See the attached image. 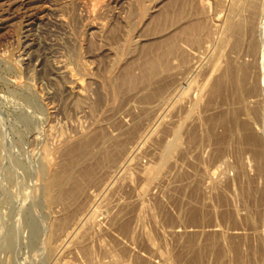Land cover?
<instances>
[{
  "label": "rangeland",
  "instance_id": "374dc122",
  "mask_svg": "<svg viewBox=\"0 0 264 264\" xmlns=\"http://www.w3.org/2000/svg\"><path fill=\"white\" fill-rule=\"evenodd\" d=\"M34 1L0 0V264H66V262L67 264H238L236 258L239 259V255L241 256V264H261L260 260L264 256V248L260 246V239L264 237V162L261 163L260 168L255 154H259L261 159L263 158L261 161H264V0H258L260 3H258L257 0H254L256 2L251 0V2H253L252 5L251 3L248 4V0H245L246 2L244 0H234L236 5L231 4V0H93L95 4L101 1L100 4H98L100 7L96 5L95 7H97V9L94 7L92 16H87L86 19L84 18L86 10L80 3L84 0H77V2L76 0ZM256 3L259 5L257 6ZM80 5L82 8L79 7ZM141 5L142 7H140ZM253 7H256V10ZM230 13H232L231 16L233 13L235 15L231 18ZM57 14L60 17L65 15L64 17L62 16L64 20L62 26L53 24L55 18L53 19L52 17H56ZM70 18L72 21L69 20ZM233 18L240 20H238L240 29L237 26L238 31L235 35L228 30L229 27L227 26V21ZM236 20L233 21L235 22ZM251 22L253 24H251ZM43 23H45L44 26L42 25ZM222 26L223 29H221ZM239 30H241V33ZM179 33L182 35L180 36ZM126 40L128 41L125 42ZM198 41L201 44H198ZM68 43L70 46L65 45ZM222 43L225 44L223 45ZM181 44L183 46H181ZM200 45H203V47ZM71 46L76 48L74 49L76 54H74V52L68 53L73 49ZM252 46L257 50L252 48ZM66 47H68L69 50ZM199 48L200 50H198ZM181 50H184V52ZM118 52L121 53L119 54ZM64 53L68 54L65 55ZM221 53L223 55H221ZM158 54H160V57ZM151 55L153 58H151ZM216 55L220 62L218 61V66L216 69L214 68V70L212 60H218L215 57ZM147 58L149 59L147 60ZM57 59H63L70 64V67L73 65L72 67H75V69L73 68L74 71L78 68L80 69H78L79 73L77 71H75V73L77 72L76 75L78 74V77L82 75L80 83L82 82L84 87H82L83 85L81 83L80 89L83 90L84 88L83 91H85L86 94L84 95L85 92L81 91V93H83L81 96H87V101L84 100L86 98L77 96L79 94L76 95L75 92L74 95L83 100H79V103V98L76 99V96L74 97V95H71L73 92L68 89L67 84H69V79L66 80L68 77H65V75L62 76V74L60 75L59 71L56 70L58 63ZM153 59L156 65L154 61H152ZM147 61L151 62L147 63ZM77 64L79 66H77ZM231 64L233 66H243L245 70V76L242 77L241 87L237 90L238 92L234 89V83L230 81L231 79L228 76L230 75V71L228 72L227 68ZM189 65H192V67ZM185 67H188V70ZM81 68L86 74L84 72V74L82 72V74L80 73ZM210 68H212L213 71H210ZM144 71H148L144 74L146 75V79H148L147 83H145L146 79L145 82L141 79L144 78V75H141ZM128 72L129 76H132L131 79L128 75L127 77L129 78H122L125 77V73ZM222 74L224 75L222 76ZM119 76H121V78H119ZM164 77L165 80H163ZM171 77L175 79L172 80ZM205 78L209 80L206 81V83L208 82V86L205 85ZM224 78H226V80ZM111 79L113 81L117 80L113 82ZM125 79H127L128 82L125 81ZM118 81L119 83L125 81L128 85L124 84L123 86L125 87H123V83H120V85L116 83ZM192 81L195 83L193 84ZM109 82L111 84H109ZM150 82H153V85ZM115 83L116 86H114ZM200 83L203 86V88H201L203 91L199 87L201 86ZM129 84L132 87H129ZM158 85H160V87ZM191 85L192 88H190ZM106 87L107 89H105ZM115 87L119 88V90ZM120 87L123 90L120 89ZM242 87H245L244 89L246 91L242 89ZM102 88H104L105 93H102L104 92ZM163 88L164 90L167 88L165 92ZM198 89L202 91H199L202 93L201 99L197 98L200 96V93L197 92ZM209 89L211 91H209ZM107 90L110 92H106ZM116 91L117 94L115 93ZM96 93L98 95L102 94V96L99 95L98 97ZM107 94L110 95L107 96ZM166 94L170 99H168L169 97ZM194 97L199 99V103L195 100L198 104L196 108L195 106L197 104L195 103L193 106L191 103V101L194 103ZM94 98L95 100L97 98L103 100L101 101L99 99L100 103H98L99 100L95 101ZM133 99L136 100L134 101ZM163 99H165L166 102ZM91 101L93 103L97 102V104L94 103L93 105H98L97 109L100 112L96 109H92L93 106ZM142 101L146 104L143 105ZM74 102L79 103L80 106L74 104ZM81 102H83V104H81ZM89 103L91 104L90 107ZM84 104H88V106ZM227 105L230 108H228ZM145 106L148 107L145 108ZM158 106L162 107V110ZM191 106H193L191 109L195 108L192 110V114H190L191 111H188ZM233 111H236V113ZM200 113L201 115H199ZM180 116L181 119H184V116H190L188 118L191 121L194 120L191 122L187 118V121L184 119V122H186L183 123V120L181 121L179 118ZM223 116H225V118H222ZM135 117L140 121H137ZM207 118L212 121L219 120L220 122L211 121V123L208 124L210 121H208ZM131 122L135 125L131 124ZM139 122L141 124H139ZM178 122H180V129ZM236 122L238 125H236ZM122 123L124 126L126 125V127H124ZM52 124H54L55 128ZM102 125H104V128ZM213 125L215 128H212ZM234 125L237 127H234ZM134 126L135 129L139 131L132 128ZM173 127L178 130L182 129L181 132L177 131V134L179 133V138L181 137V142H179V138H177L179 146L177 145V150L176 148L174 150L179 153L173 151L175 155H173L172 152V157L169 156L170 158H167L168 162L166 159L167 163H165V161L161 159L162 154L160 155L159 151H163L164 147L161 146L162 143L168 144L174 138L172 135L176 130L171 129ZM229 127L234 128L231 129ZM239 127L241 130L235 132V128L237 130ZM95 128L98 129L95 130ZM124 130L127 131L125 132ZM232 130H234V134H232ZM95 131H100V133ZM162 131L164 133H161ZM131 132L134 133L132 134ZM229 132L231 134H229ZM113 133L115 136H118H116L117 139L113 136ZM123 133L125 134L123 135ZM85 134L88 136L90 135L93 139ZM98 134V137L95 136ZM100 134L103 135L102 137H105L103 138L105 141L101 140L102 137ZM180 134L182 136H180ZM84 135L88 141H91L89 144V151H93V153H91L89 157L92 158L93 155L94 157L97 155L95 157L96 159L93 157L92 160L94 159L93 162H96L98 166L101 164V167L98 168L93 162L91 163L93 166H91L90 162L92 160L87 157L86 160L89 158V162L85 160V163H88V166L90 165L93 171L91 174L93 178H90L91 180H86V182H80H85L81 184H84L83 186L85 189L83 186L79 188L81 190L71 187V183H73L72 180H74L76 176L73 178L71 174H68V176L73 178L69 179L67 176V182L69 181L68 183L71 184L69 185V187H71L70 190L73 188L80 193L75 192L74 194V190H72L71 195L73 197L71 196L69 200H64L66 201L64 203L66 204L65 206L63 205L64 201L62 204L60 203L61 200H55L57 202L52 201L53 203H49V201L45 200L47 197V192L44 190L46 181H48L55 171V167L57 169L61 168L62 156H59L63 151L67 150L65 146H67V148L76 146V144L84 141ZM107 135L110 137L108 138ZM92 136H94L95 139L100 137L99 141L97 140L98 143L95 144L98 148L100 145L106 144L105 147L102 146L105 151L116 144L118 140L120 141H118L120 145L124 141L126 142L127 139L128 142H124L125 144L122 145L124 149L120 147V145H118L120 149L119 147L117 149L116 146L118 143L114 145L117 150L114 149V147L112 148L113 150L109 148L113 154L114 151H117V153L115 152V155L112 154L114 158L109 154L111 158L107 161L109 158L107 157L108 154L104 151V155H102L103 150L101 147L98 149L102 150H100V152L97 151V146L94 148V141L96 140H94ZM252 136L255 138L254 140L251 138ZM69 139L74 145L73 143H68ZM109 140L112 141L110 143L113 144L108 147L110 144ZM114 140L115 142H113ZM129 140H131L132 144ZM149 140L152 144H150ZM136 141L138 142L137 145H135ZM128 143H130V146ZM254 143L257 145L256 147ZM133 144L135 147H133ZM140 144H142V146ZM136 148L139 149L136 150ZM95 151L101 153L104 157L100 156ZM111 151H107V153H112ZM94 152L96 154H94ZM117 154L120 155V157ZM125 154H127L126 157ZM140 155L143 157H140ZM54 156H58L57 159L53 158ZM99 156L102 157L104 161L106 160L107 164L112 158L114 159H112L113 161H118H116L117 164L120 158L123 159H120L122 161H120L121 164L119 163L117 165L115 163L117 165L116 168H113L114 162H111L112 165L110 164L108 167L109 169H104L107 168L106 162L103 161L104 163L102 164L100 160L103 159H99L101 163L98 164L99 161L97 158ZM115 156H117V159H115ZM130 157L132 161L129 159ZM221 159H223V161ZM55 162L57 164H55ZM81 163L82 164L77 165L76 169L85 168L84 166H86V164L83 166L84 161ZM131 165L134 166L132 167ZM146 165L154 168V172L157 170V173L155 172L157 176H154L155 178L152 176L154 179L152 177L147 178V176H150L148 174L150 167ZM154 165L156 167H154ZM94 166H96V168H93ZM102 169L107 171L104 172ZM114 171L117 172L114 173ZM121 171H124L126 175L121 173ZM72 173L76 175V170ZM109 173H111L112 177ZM143 173L148 175H144ZM156 178H158V180H156ZM142 179L146 181L143 182ZM147 184L149 185L147 186ZM143 185L144 187H141ZM94 186H97V188ZM88 190L90 192H88ZM79 194L81 195L79 196ZM71 198H75V200ZM71 200H73L72 203ZM140 200L141 202H139ZM48 204L51 205L49 206ZM103 204L104 206H102ZM86 207L87 209H85ZM232 207L234 208L231 210ZM148 208L151 209L148 211ZM54 210L55 212H53ZM59 210L64 211L60 213ZM89 212H91L92 215L97 214L98 216L95 215V218H93L94 215L92 216ZM87 214H90L92 216H90V218H93V220L96 219V221H94L99 224L97 225L96 223V226L95 222H92V219L89 220V218H87L89 216ZM134 215L137 216L134 217ZM56 216H58V218ZM77 220L80 222H77ZM85 220L87 222L90 221V225L89 223L87 225L83 224L84 222L86 223ZM118 220L121 221L118 223ZM60 222H62V224ZM114 224L115 226H113ZM51 225H53V227ZM54 225L55 228L58 227V230L54 228ZM79 225L81 226L80 228ZM113 228L116 230H112ZM50 231H53V233ZM126 232L129 233L127 234ZM50 233L54 235L52 236ZM81 233H83V235ZM130 233L131 235H129ZM48 234L50 236H48ZM74 235L76 236L74 237ZM111 235H113L114 238ZM54 236L56 237L54 238ZM233 236H235V240ZM223 237L225 238L223 239ZM70 238H72L73 241ZM61 240L64 242L62 243ZM69 240H71V242H69ZM128 240L130 241L128 242ZM233 240L237 242L235 246L233 244L236 242ZM49 241L51 243H49ZM236 245L239 247L240 251L237 256H235L234 252ZM80 249L83 251L81 252ZM103 249H105V251ZM89 254L93 257H90ZM94 261L97 262L95 263Z\"/></svg>",
  "mask_w": 264,
  "mask_h": 264
},
{
  "label": "bare ground",
  "instance_id": "6f19581e",
  "mask_svg": "<svg viewBox=\"0 0 264 264\" xmlns=\"http://www.w3.org/2000/svg\"><path fill=\"white\" fill-rule=\"evenodd\" d=\"M33 1H34V0H33ZM60 1H61V0H60ZM74 1H75V0H74ZM134 1H135V0H134ZM137 1H138V0H137ZM140 1H143V0H140ZM232 1H234V0H231V4H235V1H234V2H232ZM244 1H245V0H244ZM246 1H247V0H246ZM246 1H245V2H246ZM249 1H250V2H249ZM257 1H258V0H257ZM34 2H35V1H34ZM69 2H71V1H69ZM76 2H77V0H76ZM94 2H95V1H93V0H84L83 2H80V3L84 6V9L86 10V12L83 11V12L86 13V14L83 13V14L85 15V17H84L85 19H86L87 16H90V17L92 16V12H93V10H94V7H95L96 5L99 6L98 4H100L101 1L98 2V3L96 2V4H95ZM222 2H223V1H222ZM247 2H248V4L251 3V5H252V3H253V2H256V1L253 0V2H251V0H248ZM25 3H26V2H25ZM55 3H56V2H55ZM55 3H54V4H55ZM137 3H138V2H137ZM140 3H141V2H140ZM258 3H260V2L258 1ZM258 3H256L257 6L259 5ZM49 4H50V2H49ZM57 4H58V3H57ZM59 4H60V3H59ZM62 4H63V3H62ZM64 4H65V3H64ZM75 4H76V3H75ZM133 4H134V3H133ZM144 4H145V2H144ZM171 4H172V3H171ZM21 5H22V4H21ZM36 5H37V4H36ZM46 5H47V4H46ZM78 5H79V4H78ZM78 5H77V6H78ZM102 5H103V4H102ZM135 5H136V4H135ZM235 5H236V4H235ZM260 5H261V4H260ZM28 6H29V5H28ZM61 6H64V5H61ZM131 6H132V5H131ZM233 6H234V5H233ZM254 6H255V5H254ZM257 6H256V7H257ZM70 7H71V6H70ZM79 7H81V5H80ZM99 7H100V6H99ZM132 7H133V6H132ZM132 7H131V8H132ZM140 7H142V5H141ZM145 7H146V6H145ZM171 7H172V5H171ZM234 7H235V6H234ZM256 7H255V8H256ZM53 8H54V7H53ZM63 8H64V7H63ZM81 8H82V7H81ZM95 8L97 9V7H95ZM138 8H139V7H138ZM237 8H239V7H237ZM240 8H241V7H240ZM253 8H254V7H253ZM255 8H254V9H255ZM70 9H71V8H70ZM139 9H140V8H139ZM139 9H138V11H139ZM142 9H143V8H142ZM231 9H232V8H231ZM233 9H235V8H233ZM3 10H4V9H3ZM50 10H51V9H50ZM52 10H53V9H52ZM128 10H129V7H128ZM132 10H133V9H132ZM134 10H135V9H134ZM255 10H256V9H255ZM255 10H254V11H255ZM19 11H20V10H19ZM54 11H55V10H54ZM64 11H65V10H64ZM69 11H70V10H69ZM72 11H73V10H72ZM164 11H165V10H164ZM230 11H232V10H230ZM55 12H56V11H55ZM62 12H63V11H62ZM129 12H130V11H129ZM129 12H128V13H129ZM133 12H134V11H133ZM135 12H136V11H135ZM235 12H236V10H235ZM59 13H60V12H59ZM59 13H58V14H59ZM68 13H69V12H68ZM99 13H100V12H99ZM227 13H228V12H227ZM239 13H240V12H239ZM255 13H256V12H255ZM54 14H56V13H54ZM58 14H57L56 17H52L53 19L55 18V19L53 20V21H54L53 24H56L57 26H62V25L64 24L63 17H64L65 15H64V16L62 15L63 17H62V16L60 17V16H58ZM65 14H66V12H65ZM93 14H94V13H93ZM216 14H217V12H216ZM231 14H232V13H230V16H231ZM15 15H16V14H15ZM32 15H33V14H32ZM84 15H83V16H84ZM214 15H215V14H214ZM214 15H213V17H214ZM234 15H235V14L233 13L232 16H234ZM252 15H254V14H252ZM52 16H53V15H52ZM54 16H55V15H54ZM76 16H77V15H76ZM93 16H95V15H93ZM232 16H231V18H232ZM238 16H239V14H238ZM238 16H237V17H238ZM41 17H42V16H41ZM44 17H45V16H44ZM72 17H73V16H72ZM250 17H251V16H250ZM21 18H22V17H21ZM37 18H38V17H37ZM235 18H236V16H235ZM235 18L230 19L229 21H227L228 23L225 22V23H227V26L229 27V29H228V28H227V29H228L229 31H231V33L234 34V35H235V34L237 33V31H238L237 26H238V24H239L238 20L240 19L239 17H238V18H239L238 20H236L237 18H236V19H235ZM252 18H253V17H252ZM31 19H32V18H31ZM78 19H79V18H78ZM87 19H88V18H87ZM89 19H90V18H89ZM2 20H3V19H2ZM40 20H41V19H40ZM69 20H71V18H70ZM233 20H236V21L234 22ZM249 20H250V18H249ZM249 20H248V21H249ZM251 20H252V19H251ZM71 21H72V20H71ZM90 21H91V20H90ZM239 21H240V20H239ZM4 22H5V21H4ZM69 22H70V21H69ZM73 22H74V19H73ZM6 23H7V22H6ZM65 23H66V22H65ZM71 23H72V22H71ZM71 23H70V24H71ZM186 23H187V22H186ZM242 23H243V22H242ZM44 24H45V23H43L42 25L44 26ZM184 24H185V23H184ZM251 24H253V23L251 22ZM254 24H255V23H254ZM65 25H66V24H65ZM91 25H92V23H91ZM45 26H46V25H45ZM227 26H225V27H227ZM63 27H64V26H63ZM95 27H96V26H95ZM242 27H243V26H242ZM61 28H62V27H61ZM180 28H181V27H180ZM238 28L240 29L239 26H238ZM65 29H66V28H65ZM181 29H182V28H181ZM221 29H223V26H222ZM177 30H178V29H177ZM59 31H60V30H59ZM62 31H63V30H62ZM69 31H70V30H69ZM240 31H241V30H239V32H240ZM177 32H178V31H177ZM177 32H176V34H177ZM183 32H184V31H183ZM187 32H188V31H187ZM222 32H223V31H222ZM228 33H230V32H228ZM240 33H241V32H240ZM179 35H180V33H179ZM179 35H178V36H179ZM181 35H182V34H181ZM181 35H180V36H181ZM184 35L187 36L186 34H184ZM184 35H183V37H184ZM62 36H63V35H62ZM187 37H188V36H187ZM195 37H196V36H195ZM175 38H176V36H175ZM177 38H178V37H177ZM184 38H185V37H184ZM191 38H192V37H191ZM196 38H197V37H196ZM230 38H231V37H230ZM172 39H173V38H172ZM227 39H228V38H227ZM233 39H234V37H233ZM69 40H70V39H69ZM73 40H74V39H73ZM185 40H186V39H185ZM199 40H200V39H199ZM127 41H128V40H126L125 42H127ZM175 41H176V40H175ZM224 41H225V40H224ZM227 41H228V40H227ZM67 42H68V41H67ZM198 42H199V41H198ZM211 42H212V41H211ZM239 42H240V40H239ZM192 43H194V42H192ZM56 44H57V43H56ZM176 44H177V43H176ZM189 44H191V43H189ZM189 44H188V45H189ZM195 44H196V43H195ZM198 44H201V43L199 42ZM209 44H210V43H209ZM222 44H223V43H222ZM224 44H225V43H224ZM224 44H223V45H224ZM235 44H236V43H235ZM235 44H234V45H235ZM61 45H62V44H61ZM65 45L68 46L69 43H68V44H65ZM179 45H180V44H179ZM184 45H185V44H184ZM217 45H218V44H217ZM219 45H220V44H219ZM223 45H222V46H223ZM69 46H70V45H69ZM175 46H177V45H175ZM181 46H183V45L181 44ZM192 46H193V45H192ZM196 46H197V45H196ZM200 46H201V45H200ZM200 46H198V47H200ZM254 46H255V45H254ZM71 47H73V46H71ZM173 47H174V46H173ZM177 47H178V46H177ZM177 47H176V48H177ZM201 47H203V45H202ZM51 48H52V47H51ZM53 48H54V47H53ZM64 48H65V47H64ZM66 48H68V47H66ZM163 48H164V47H163ZM171 48H172V47H171ZM213 48H214V47H213ZM218 48H219V47H218ZM221 48H222V47H221ZM233 48H234V46H233ZM252 48H254V47L252 46ZM74 49H76V48L73 47L72 50H74ZM121 49H123V48H121ZM166 49H167V48H166ZM177 49H178V48H177ZM177 49H176V50H177ZM180 49H181V48H180ZM193 49H194V48H193ZM211 49H212V48H211ZM254 49H255V48H254ZM63 50H64V49H63ZM68 50H69V48H68ZM72 50H71V52L69 51L68 53H73V52H74V54H76V53H75V50H74V51H72ZM173 50H174V48H173ZM176 50H175V51H176ZM198 50H200V48H199ZM220 50H223V49H220ZM255 50H257V49H255ZM255 50H254V51H255ZM120 51H121V50H120ZM181 51H182V50H181ZM216 51H217V50H216ZM218 51H219V49H218ZM252 51H253V50H252ZM56 52H57V51H56ZM154 52H155V51H154ZM160 52H161V51H160ZM182 52H184V50H183ZM193 52H194V51H193ZM196 52H197V51H196ZM200 52H201V51H200ZM200 52H199V53H200ZM210 52H211V51H210ZM60 53H62V52H60ZM68 53H67V54H68ZM118 53H119V52H118ZM120 53H121V52H120ZM120 53H119V54H120ZM152 53H153V52H152ZM186 53H187V52H186ZM208 53H209V52H208ZM219 53H220V52H219ZM64 54H65V53H64ZM67 54H65V55H67ZM74 54H73V55H74ZM160 54H161V53H160ZM160 54H158L159 57H160ZM164 54H165V51H164ZM164 54H163V55H164ZM183 54H184V53H183ZM200 54H201V53H200ZM62 55H63V54H62ZM71 55H72V54H71ZM163 55H162V56H163ZM193 55H194V54H193ZM197 55H199V54H197ZM210 55H211V54H210ZM217 55H219V54H217ZM217 55H216L215 57H216L218 60L215 59L216 61H214V59H213V60H212L213 62L211 61V62L213 63V69H214V68L216 69V67L218 66L219 58H218ZM221 55H223V54L221 53ZM221 55H219V56H221ZM74 56H75V55H74ZM151 56H152V55H151ZM156 56H157V54H156ZM156 56H155V57H156ZM164 56H166V55H164ZM61 57H62V56H61ZM64 57H65V56H64ZM66 57H67V56H66ZM143 57H144V56H143ZM143 57H142V58H143ZM148 57H149V56H148ZM186 57H187V55H186ZM191 57H192V56H191ZM195 57H196V56H195ZM195 57H194V58H195ZM199 57H200V56H199ZM201 57H202V56H201ZM209 57H211V56H209ZM22 58H23V57H22ZM144 58H145V57H144ZM151 58H153V56H152ZM157 58H158V57H157ZM161 58H163V57H161ZM165 58H166V57H165ZM167 58H168V56H167ZM68 59H69V58H68ZM148 59H149V58H147V60H148ZM190 59H191V58H190ZM195 59H197V58H195ZM220 59H221V58H220ZM229 59H230V58H229ZM57 60H58V63H57V69H56V70L59 71L60 75L62 74V76L65 75V77H68V78H66V80L69 79V82H68L69 84H67V85H68V89H69L71 92H73L71 95H74V93L76 92V93H75L76 95L79 94V95H77V96L82 97L81 95H82L83 93H81V91H82V92H85V91H83L84 88H83V90L80 89V84L82 83V82L80 83V78L82 77V75H81V77H78V76H77L78 74L76 75V73L78 72V69H79V68H78V69L76 68L77 70H75V71H77V72L75 73V71L73 70V68L75 69V67H72V66H73L72 64H71L72 66L70 67V66H69L70 64H68V63H67L66 61H64L63 59H57ZM71 60H73V59H71ZM76 60H77V59H76ZM150 60H151V59H150ZM191 60H192V59H191ZM222 60H223V58H222ZM233 60H234V59H233ZM142 61H143V60H142ZM152 61H154V59H153ZM177 61H178V60H177ZM186 61H187V60H186ZM205 61H206V59H205ZM208 61H209V60H208ZM55 62H56V61H55ZM76 62H77V61H76ZM148 62H149V61H147V63H148ZM150 62H151V61H150ZM150 62H149V63H150ZM163 62H164V61H163ZM166 62H167V61H166ZM166 62H165V63H166ZM179 62H180V61H179ZM189 62H190V61H189ZM211 62H210V64H211ZM219 62H220V61H219ZM80 63H81V61H80ZM147 63H146V64H147ZM191 63H192V62H191ZM232 63H233V62H232ZM235 63H236V62H235ZM154 64L156 65L155 61H154ZM158 64H159V63H158ZM158 64H157V65H158ZM178 64H179V63H178ZM181 64H182V63H181ZM75 65H76V64H75ZM81 65H82V64H81ZM83 65H84V64H83ZM148 65H149V64H148ZM187 65H188V64H187ZM201 65H202V64H201ZM203 65H204V64H203ZM211 65H212V64H211ZM224 65H225V64H224ZM231 65H232V64H231ZM231 65L228 66V68H227V69H228V72L230 71V73H229L230 75H228V76H229L230 79H231L230 81H231V82L233 81V83H234V85H233V84H232V85H233L235 88H234V87H233V88L237 91V90L240 89V87H241L242 77L245 76V75H244L245 70H244V67H243V66H239V65H238V66H233V65L231 66ZM234 65H236V64H234ZM77 66H79V65L77 64ZM88 66H89V65H88ZM88 66H87V67H88ZM182 66H183V65H182ZM185 66H186V65H185ZM189 66L192 67V65H189ZM189 66H188V67H189ZM221 66H222V65H221ZM225 66H226V65H225ZM81 67H83V66H81ZM85 67H86V65H85ZM148 67H149V66H148ZM159 67H160V66H159ZM188 67H187V68H188ZM190 67H189V69H190ZM219 67H220V66H219ZM88 68H89V67H88ZM149 68H150V67H149ZM185 68H186V67H185ZM187 68H186V69H187ZM203 68H204V67H203ZM85 69H86V68H85ZM210 69H211L210 71H213L212 68H210ZM215 69H214V70H215ZM222 69H223V68H222ZM79 70H80V69H79ZM86 70H87V69H86ZM147 70H148V69H147ZM163 70H164V69H163ZM163 70H162V71H163ZM182 70H183V69H182ZM187 70H188V69H187ZM187 70H186V71H187ZM54 71H55V70H54ZM167 71H168V70H167ZM204 71H205V70H204ZM224 71H225V70H224ZM81 72H82V73L84 72V70H83L82 68H81L80 73H81ZM147 72H148V71H147ZM147 72L144 71V73H142L141 75H144V74L147 73ZM172 72H173V71H172ZM59 73H58V74H59ZM78 73H79V72H78ZM82 73H81V74H82ZM84 73H85V72H84ZM84 73H83V74H84ZM151 73H152V72H151ZM151 73H150V74H151ZM211 73H212V72H211ZM85 74H86V73H85ZM87 74H88V73H87ZM123 74H124V73H123ZM123 74H122V75H123ZM169 74H170V73H169ZM196 74H197V73H196ZM226 74H227V73H226ZM56 75H57V74H56ZM79 75H80V74H79ZM125 75H126V76H125ZM125 75H123V76H125V77H122V78H129V77H130V79H131V77H132V76H129V72H128V73H125ZM127 75H128L129 77H127ZM135 75H136V74H135ZM171 75H172V74H171ZM205 75H207V74H205ZM223 75H224V74H222V76H223ZM57 76H59V75H57ZM62 76H61V77H62ZM136 76H137V75H136ZM145 76H146V75H144V78H141V79L143 80V82H145V79H146ZM148 76H151V75H148ZM166 76H167V75H166ZM177 76H180V75H177ZM183 76H184V75H183ZM225 76H226V75H225ZM225 76H224V77H225ZM228 76H227V77H228ZM65 77H62V78H65ZM138 77H139V76H138ZM151 77H152V76H151ZM206 77H207V76H206ZM227 77H226V78H227ZM59 78H60V77H59ZM119 78H121V76H119ZM149 78H150V77H149ZM161 78H162V77H161ZM178 78H179V77H178ZM197 78H199V77H197ZM208 78H209V77H208ZM208 78H207V79L205 78L206 80L204 79V81H205V85H207V83H208V82L206 83V81L208 80ZM226 78H224V79L226 80ZM55 79H56V78H55ZM81 79H82V78H81ZM132 79H134V78H132ZM150 79H151V78H150ZM152 79H153V78H152ZM171 79H172V77H171ZM173 79H175V78H173ZM173 79H172V80H173ZM186 79H187V78H186ZM209 79H210V78H209ZM224 79H223V80H224ZM243 79H244V78H243ZM64 80H65V79H64ZM86 80H87V79H86ZM111 80H112V79H111ZM111 80H110V82H111ZM116 80H117V79H116ZM116 80H115V81H116ZM123 80H124V79H123ZM142 80H141V82H142ZM147 80H148V79H146V82H145V83H147ZM157 80H158V79H157ZM160 80H161V79H160ZM163 80H165V77H164ZM191 80H192V79H191ZM193 80H194V79H193ZM202 80H203V79H202ZM83 81H84V80H83ZM112 81H113V80H112ZM115 81H113V82H115ZM125 81H127V79H125ZM125 81H121V82H120V83H123L122 86H123L124 84H127ZM129 81H130V80H129ZM136 81H137V80H136ZM189 81H190V80H189ZM194 81H195V80H194ZM208 81H209V80H208ZM219 81H220V80H219ZM84 82H85V81H84ZM91 82H92V81H91ZM110 82H109V84H111ZM127 82H128V81H127ZM137 82H138V81H137ZM159 82H160V81H159ZM163 82H164V81H163ZM175 82H177V81H175ZM192 82H193V81H192ZM210 82H211V81H210ZM116 83H118V84L120 85L119 81L116 82ZM116 83H115L114 86H116ZM129 83H131V82H129ZM150 83H151V82H150ZM152 83H153V82H152ZM152 83H151V84H152ZM165 83H166V82H165ZM170 83H171V81H170ZM170 83H169V84H170ZM194 83H195V82H193V84H194ZM201 83H202V82H201ZM201 83H200V85H201ZM212 83H213V82H212ZM229 83H230V82H229ZM87 84H88V83H87ZM97 84H98V83H97ZM141 84H142V83H141ZM141 84H140V85H141ZM156 84H157V83H156ZM161 84H163V83H161ZM82 85H83L82 87H84V84H83V83H82ZM127 85H128V84H127ZM132 85H133V84H132ZM138 85H139V84H138ZM145 85H148V84H145ZM152 85H153V84H152ZM170 85H171V84H170ZM176 85H177V84H176ZM189 85H190V84H189ZM198 85H199V84H198ZM109 86H110V85H109ZM158 86L160 87V85H158ZM179 86H180V85H179ZM186 86H188V85H186ZM203 86H204V82H203ZM203 86H202V85L199 86L200 89L203 88ZM207 86H208V85H207ZM244 86H245V83H244ZM87 87H88V85H87ZM110 87H111V86H110ZM117 87H118V85H117ZM117 87H115V88L119 90V88H117ZM123 87H125V86H123ZM129 87H132V86L129 84ZM133 87H134V86H133ZM146 87H147V86H146ZM167 87L169 88L168 85H167ZM173 87H174V86H173ZM197 87H198V86H197ZM245 87H246V86H245ZM245 87H242V89H244ZM113 88H114V87H113ZM152 88H153V87H152ZM186 88H187V87H186ZM190 88H192V85H191ZM194 88H195V87H194ZM204 88H205V87H204ZM212 88H213V87H212ZM247 88H248V87H247ZM88 89H90V88H88ZM102 89H103L102 91H104V88H102ZM105 89H107V87H106ZM111 89H112V88H111ZM120 89H122V88L120 87ZM137 89H139V88H137ZM141 89H142V88H141ZM156 89H157V88H156ZM166 89H167V88H166ZM166 89H165V90H166ZM242 89H241V91H242ZM112 90H113V89H112ZM122 90H123V89H122ZM129 90H130V88H129ZM134 90H135V88H134ZM144 90H145V88H144ZM144 90H142V91H144ZM148 90H150V89H148ZM148 90H147V91H148ZM151 90H152V89H151ZM163 90H164V88H163ZM165 90H164V92H165ZM187 90H188V89H187ZM194 90H197V89H194ZM201 90H202V89H201ZM244 90H245V89H244ZM66 91H67V90H66ZM91 91H92V90H91ZM99 91H100V90H99ZM102 91H101V92H102ZM108 91H109V90H107L106 92H108ZM120 91H121V90H120ZM157 91H159V90H157ZM190 91H191V90H190ZM199 91H200V90L198 89L197 92H199ZM202 91H203V90H202ZM202 91H200V92H202ZM209 91H211V90L209 89ZM224 91H225V90H224ZM241 91H239V92H241ZM245 91H246V90H245ZM247 91H248V89H247ZM68 92H69V91H68ZM96 92H97V91H96ZM101 92H100V93H101ZM109 92H110V91H109ZM134 92H135V91H134ZM152 92H153V91H152ZM172 92H173V90H172ZM180 92H181V91H180ZM200 92H199V93H200ZM230 92H231V91H230ZM234 92H235V91H234ZM237 92H238V91H237ZM69 93H70V92H69ZM69 93H68V94H69ZM102 93H105V91L102 92ZM113 93H114V92H113ZM115 93L117 94V91H116ZM125 93H126V91H125ZM146 93H149V92H146ZM150 93H151V91H150ZM181 93H182V92H181ZM205 93H206V92H205ZM216 93H217V92H216ZM224 93H225V92H224ZM85 94H86V92L84 93V95H85ZM90 94H91V93H90ZM93 94H94V92H93ZM123 94H124V93H123ZM130 94H131V93H130ZM140 94H141V93H140ZM201 94H202V93H200V96L197 95V96H198L197 98L201 99ZM212 94H213V93H212ZM229 94H230V93H229ZM246 94H247V92H246ZM76 95H74V97H75ZM84 95H83L82 98H86V99H84V100L87 101V96L84 97ZM96 95L99 97L100 94L98 95V94L96 93ZM96 95H95V96H96ZM109 95H110V94H107V96H109ZM111 95H112V94H111ZM151 95H152V94H151ZM155 95H156V94H155ZM166 95H167V94H166ZM169 95H170V94H169ZM194 95H195V94H194ZM235 95H237V94H235ZM238 95H239V94H238ZM67 96H68V95H67ZM67 96H66V97H67ZM77 96L75 97L76 99L79 98V97H77ZM88 96H89V94H88ZM93 96H94V95H93ZM100 96H102V94H101ZM103 96H105V95H103ZM118 96H119V95H118ZM131 96H132V95H131ZM152 96H153V95H152ZM159 96H160V95H159ZM167 96H168V95H167ZM186 96H187V95H186ZM204 96H205V95H204ZM204 96H203V97H204ZM240 96H241V94H240ZM240 96H239V97H240ZM90 97H91V95H90ZM90 97H89V98H90ZM105 97H106V96H105ZM112 97H113V96H112ZM137 97H138V96H137ZM147 97H149V96H147ZM147 97H146V98H147ZM155 97H156V96H155ZM168 97H169V96H168ZM171 97H172V96H171ZM195 97H196V96H195ZM195 97H194V98H195ZM231 97H232V95H231ZM242 97H243V96H242ZM82 98H79L78 101H79V100H82ZM110 98H111V97H110ZM115 98H116V97H115ZM117 98H118V97H117ZM132 98H133V97H132ZM140 98H141V97H140ZM140 98H139V99H140ZM142 98H143V97H142ZM152 98H154V97H152ZM157 98H158V96H157ZM160 98H161V97H160ZM189 98H190V97H189ZM197 98H195V99L193 100L194 103L191 101V103L193 104V106L195 105L196 101L199 103V99H197ZM232 98H233V97H232ZM70 99H71V98H70ZM99 99H100V98H99ZM99 99L97 98V99L95 100V98H94L95 101H97V100H99ZM119 99H120V98H119ZM168 99H170V97H169ZM182 99H183V98H182ZM205 99H206V97H205ZM239 99H242V98H239ZM72 100L74 101L73 97H72ZM72 100H71V101H72ZM88 100H90V99H88ZM100 100H101V99H100ZM100 100L98 101V103H100ZM102 100H103V99H102ZM102 100H101V101H102ZM133 100H134V99H133ZM135 100H136V99H135ZM135 100H134V101H135ZM137 100H138V99H137ZM144 100H145V99H144ZM160 100H161V99H160ZM163 100L166 102L165 99H163ZM174 100H175V99H174ZM178 100H179V98H178ZM195 100H196V101H195ZM234 100H236V99H234ZM245 100H246V98H245ZM75 101H77V100H75ZM78 101H77V102H78ZM82 101H83V100H82ZM92 101H93V100H92ZM92 101H91V102H92ZM151 101H152V100H151ZM153 101H154V100H153ZM153 101H152V102H153ZM164 101H163V102H164ZM170 101H171V100H170ZM181 101H182V100H181ZM103 102H104V101H103ZM142 102H143V105L146 104V103H144V101H142ZM145 102H146V101H145ZM154 102H155V101H154ZM156 102H157V99H156ZM158 102H159V100H158ZM177 102H178V101H177ZM241 102H242V101H241ZM241 102H239V103H241ZM79 103H80V101H79ZM79 103L74 102V104H78V105L80 106ZM94 103H95V102H94ZM94 103L92 102V106H93L92 109H94V110H95V109L98 110V109H97V108H98V107H97L98 105H93ZM101 103H102V102H101ZM119 103H120V102H119ZM121 103H122V102H121ZM201 103H202V102H201ZM201 103H200V104H201ZM243 103H245V102H243ZM81 104H83V102H81ZM95 104H97V102H96ZM130 104H131V103H130ZM141 104H142V103H141ZM141 104H140V105H141ZM174 104H175V103H174ZM188 104H190V103H188ZM196 104H197V103H196ZM224 104H225V103H224ZM233 104H234V103H233ZM71 105H72V103H71ZM84 105H87V106H88V104H84ZM90 105H91V104L89 103V107H90ZM100 105H101V104H100ZM100 105H99V106H100ZM135 105H136V104H135ZM151 105H152V104H151ZM154 105H155V104H154ZM158 105H159V104H158ZM190 105H191V104H190ZM208 105H209V104H208ZM79 106H78V107H79ZM102 106H103V104H102ZM113 106H114V105H113ZM116 106H117V105H116ZM159 106H160V105H159ZM159 106H158V107H159ZM162 106H163V105H162ZM164 106H165V105H164ZM187 106H188V105H187ZM193 106H191V107H189V108L191 109ZM197 106H198V104L195 106V108H196ZM205 106H206V105H205ZM216 106H217V105H216ZM216 106H215V107H216ZM220 106H221V105H220ZM227 106H228V105H227ZM94 107H96V108H94ZM123 107H124V106H123ZM129 107H131V106H129ZM133 107H134V106H133ZM146 107H148V106H145V108H146ZM154 107H156V106H154ZM213 107H214V106H213ZM139 108H140V107H139ZM145 108H144V109H145ZM159 108L162 110V107H159ZM186 108H187V107H186ZM189 108H188V109H189ZM195 108H193V109H191V110H190V109L188 110V111H191L190 114H192V110H194ZM199 108H200V106H199ZM201 108H202V106H201ZM220 108H222V107H220ZM228 108H230V107L228 106ZM75 109H76V108H75ZM75 109H74V110H75ZM82 109H83V108H82ZM82 109H81V111H82ZM112 109H113V108H112ZM116 109H117V108H116ZM119 109H120V108H119ZM133 109H134V108H133ZM147 109H148V108H147ZM156 109H157V108H156ZM78 110H79V109H78ZM106 110H108V109H106ZM136 110H137V108H136ZM138 110H139V109H138ZM149 110H150V109H149ZM161 110H160V111H161ZM163 110H164V109H163ZM212 110H213V109H212ZM221 110H222V109H221ZM98 111H99V110H98ZM128 111H129V110H128ZM130 111H131V110H130ZM132 111H133V110H132ZM143 111H146V110H143ZM151 111H152V110H151ZM158 111H159V110H158ZM188 111H187V112H188ZM236 111H237V109H236ZM236 111H235V112L233 111V112L236 113ZM92 112H93V111H92ZM99 112H100V111H99ZM105 112H106V111H105ZM135 112H136V111H135ZM141 112H142V111H141ZM148 112H149V111H148ZM161 112H162V111H161ZM175 112H177V111H175ZM187 112H186V113H187ZM193 112H194V111H193ZM206 112H207V111H206ZM219 112H220V111H219ZM81 113H83V112H81ZM89 113H90V112H89ZM89 113H88V114H89ZM103 113H104V112H103ZM129 113H130V112H129ZM129 113H128V114H129ZM146 113H147V112H146ZM159 113H160V112H159ZM165 113H166V112H165ZM165 113H164V114H165ZM186 113H185V114H186ZM188 113H189V112H188ZM188 113H187V115H188ZM231 113H232V112H231ZM231 113H230V114H231ZM92 114H93V113H92ZM97 114H98V113H97ZM144 114H145V113H144ZM174 114H175V113H174ZM185 114H184V115H185ZM190 114H189V115H190ZM195 114H196V113H195ZM197 114H198V113H197ZM221 114H222V113H221ZM84 115H85V114H84ZM104 115H105V114H104ZM152 115H153V114H152ZM168 115H169V114H168ZM199 115H201V113H200ZM224 115H225V114H224ZM82 116H83V115H82ZM105 116H106V115H105ZM133 116H134V115H133ZM169 116H170V115H169ZM181 116H182V115H181ZM181 116L179 117L180 119H181ZM190 116H191V115H190ZM190 116H188V117H190ZM193 116H194V115H193ZM197 116H198V115H197ZM136 117H137V116H136ZM136 117H135V119H137V121H138L139 119L136 118ZM151 117H152V116H151ZM188 117H187V116H184V119L187 121V118H188ZM95 118H96V117H95ZM107 118H108V117H107ZM113 118H114V117H113ZM121 118H122V117H121ZM153 118H154V117H153ZM162 118H163V116H162ZM166 118H167V117H166ZM168 118H169V117H168ZM182 118H183V116H182ZM201 118H202V117H201ZM209 118H210V117H209ZM222 118H225V116H223ZM227 118H228V117H227ZM96 119H97V118H96ZM100 119H101V117H100ZM100 119H99V120H100ZM104 119H105V118H104ZM108 119H110V118H108ZM147 119H148V118H147ZM151 119H152V118H151ZM177 119H178V118H177ZM184 119H181V121L183 120V123L186 122V121L184 122ZM188 119H189V118H188ZM198 119H199V118H198ZM211 119H212V117H211ZM213 119H214V118H213ZM102 120H103V119H102ZM110 120H113V119L111 118ZM122 120H123V119H122ZM163 120H164V119H163ZM165 120H166V119H165ZM172 120H173V118H172ZM189 120H190V119H189ZM193 120H194V119H193ZM193 120H192V121H193ZM207 120L210 121V122H208V124H210L211 121H212V120H210V119H208V118H207ZM93 121H94V120H93ZM105 121H106V120H105ZM133 121H135V120H133ZM137 121H135V122H137ZM139 121H140V120H139ZM146 121H147V120H146ZM177 121H178V120H177ZM190 121H191V120H190ZM192 121H191V122H192ZM195 121H196V120H195ZM213 121L216 122L217 120H213ZM213 121H212V122H213ZM218 121H219V120H218ZM218 121H217V122H218ZM225 121H226V120H225ZM219 122H220V121H219ZM237 122H238V121H237ZM237 122H236V123H237ZM55 123H56V122H55ZM57 123H58V122H57ZM93 123H94V122H93ZM104 123H105V122H104ZM128 123H129V122H128ZM175 123H176V122H175ZM178 123H179V129H180V127H181V126H180V122H178ZM178 123H177V124H178ZM227 123H228V122H227ZM233 123H234V122H233ZM233 123H232V124H233ZM100 124H101V123H100ZM109 124H110V123H109ZM111 124H112V122H111ZM116 124H118V123H116ZM131 124H133V122H131ZM137 124H138V123H137ZM139 124H141V123L139 122ZM139 124H138V125H139ZM202 124H203V123H202ZM213 124H215V123H213ZM216 124H217V123H216ZM52 125H53V127H54V124H52ZM104 125H105V124H104ZM104 125H102L103 128H104ZM107 125H108V124H107ZM107 125H106V126H107ZM122 125H123V123H122ZM127 125H128V124H127ZM133 125H135V124H133ZM155 125H156V124H155ZM181 125L183 126L182 123H181ZM184 125H185V124H184ZM187 125H188V124H187ZM199 125H200V123H199ZM217 125H218V124H217ZM236 125H238V123H237ZM86 126H87V125H86ZM86 126H85V127H86ZM100 126H101V125H100ZM108 126H109V125H108ZM110 126H111V125H110ZM123 126H124V125H123ZM148 126H149V125H148ZM177 126H178V125H177ZM221 126H222V125H221ZM231 126H232V125H231ZM114 127H115V124H114ZM117 127H118V126H117ZM119 127H120V126H119ZM124 127H126V125H125ZM136 127H137V126H136ZM174 127H175V125H174ZM174 127L171 128V129H173V130H176V131H174L175 133H173V135H172V137H174V138L171 140V138H172V137H171V138H170L171 142H169L168 144L164 143V144H166V145H164V144L162 143L161 146L164 147V148L162 147V148H163V151H162V150L159 151V152H160L159 154H160V155L162 154V155H161V159L164 160L165 163H167V162H168V159H169L170 157H172L171 154H172V152L175 150V148L177 147V145L179 146L178 139H177V138H179V133L177 134V131H178V132H181L182 129H181V130H178V129H176V128L174 129ZM207 127H208V126H207ZM213 127H214V125L212 126V128H213ZM222 127H223V126H222ZM226 127H228V126H226ZM226 127H225V128H226ZM234 127H237V126L234 125ZM234 127H232V128H234ZM245 127H246V126H245ZM245 127H244V128H245ZM54 128H55V127H54ZM77 128H78V127H77ZM100 128H101V127H100ZM106 128H107V127H106ZM106 128H105V129H106ZM127 128H128V127H127ZM132 128L135 129V126L132 127ZM148 128H149V127H148ZM158 128H159V127H158ZM177 128H178V127H177ZM198 128H199V126H198ZM210 128H211V127H210ZM214 128H215V127H214ZM229 128H231V127H229ZM232 128H231V129H232ZM96 129H98V128H95V130H96ZM124 129H126V128H124ZM130 129H131V127H130ZM146 129H147V128H146ZM146 129H144V130H146ZM168 129H169V128H168ZM168 129H167V130H168ZM242 129H243V128H242ZM245 129H246V128H245ZM61 130H62V129H61ZM90 130H91V129H90ZM92 130H93V129H92ZM103 130H104V129H103ZM119 130H120V129H119ZM135 130H136V129H135ZM153 130H154V129H153ZM169 130H170V129H169ZM195 130H196V129H195ZM214 130H215V129H214ZM238 130H241V128L239 127V129H237V130H236V128H235V132L238 131ZM62 131H63V130H62ZM81 131H82V130H81ZM100 131H101V130H100ZM100 131H95V132H99V133H100ZM109 131H110V130H109ZM124 131H125V130H124ZM126 131H127V130H126ZM126 131H125V132H126ZM136 131H139V130H136ZM158 131H159V130H158ZM222 131H225V130H222ZM230 131H231V130H230ZM233 131H234V130H232V132H233ZM245 131H246V130H245ZM63 132H64V131H63ZM83 132H84V131H83ZM86 132H87V131H86ZM95 132H92V133H93V134H96ZM101 132H103V131H101ZM129 132H130V131H129ZM129 132H127V133H129ZM143 132H144V131H143ZM150 132H151V130H150ZM155 132H156V131H155ZM212 132H213V131H212ZM49 133H50V132H49ZM87 133H88V132H87ZM87 133H86V134H87ZM116 133H117V132H116ZM120 133H121V132H120ZM120 133H119V134H120ZM131 133H132V132H131ZM131 133H130V134H131ZM133 133H134V132H133ZM133 133H132V134H133ZM157 133H158V132H157ZM161 133H164V132L162 131ZM165 133H166V132H165ZM215 133H216V132H215ZM223 133H224V132H223ZM241 133H242V131H241ZM86 134H85V135H86ZM89 134H90V133H89ZM93 134H92V135H93ZM104 134H105V133H104ZM113 134H114V133H113ZM124 134H125V133H123V135H124ZM132 134H131V135H132ZM135 134H136V133H135ZM148 134H149V133H148ZM168 134H169V133H168ZM195 134H196V133H195ZM208 134H209V133H208ZM220 134H221V133H220ZM229 134H231V133L229 132ZM232 134H234V132H233ZM235 134H236V133H235ZM244 134H245V133H244ZM246 134H248V133H246ZM50 135H51V134H50ZM58 135H59V134H58ZM85 135L83 136V138L85 137ZM90 135H91V134H90ZM90 135H89V136L86 135V136L90 137ZM131 135H129V136H131ZM151 135H152V134H151ZM164 135H165V134H164ZM68 136H69V135H68ZM72 136H73V135H72ZM95 136L98 137L99 134H98V135H95ZM100 136L102 137L103 135L100 134ZM104 136L106 137V134H105ZM107 136H108V135H107ZM113 136H115V134H114ZM116 136H117V135H116ZM116 136H115V137H116ZM134 136H135V135H134ZM136 136H137V135H136ZM152 136H153V135H152ZM154 136H155V133H154ZM156 136H157V135H156ZM168 136H170V135H168ZM180 136H182V135L180 134ZM211 136H212V135H211ZM221 136H222V135H221ZM66 137H67V135H66ZM88 137H87V138H88ZM92 137H94V136H92ZM97 137H96V138H97ZM105 137H102L101 140H103V138H105ZM109 137H110V136H108V138H109ZM117 137H118V136H117ZM117 137H116V139H117ZM188 137H189V136H188ZM90 138H91V137H90ZM90 138H89V140H90ZM111 138H112V136H111ZM111 138H110V139H111ZM131 138H132V137H131ZM146 138H148V137H146ZM251 138H253V136H252ZM59 139H60V138H59ZM62 139H63V138H62ZM85 139H86V137H85ZM85 139H84V141H81V142L78 143V144L75 143L76 146H74V147L67 148V146H65L67 150H65V151H63V152L61 151L62 154L60 153L61 155L59 156V157L62 156V158H61V159H62L61 166L59 165L61 168H60V169H57V168L55 167L54 169H55V171H56V169H57V171H56V172H55V171L53 172V174L50 176V178L48 179V181H46L47 179L45 180L46 183H45V188H44V190L47 192V193H46V194H47V197H46L47 199H46L45 197H44V198H45V200L49 201V203H51L52 201H55V200H57V201H58V200H59V201L61 200L60 203L62 204V202H63L64 200H67V199L69 200V198L72 196V195H71L72 190H74V194H75V192H77V190H81V189H79V188H80L81 186L84 185V184L81 185L82 183H85L86 180H88V179L91 180L90 178H93V175L91 176V174L93 173V171L91 170L90 165L93 166L94 163L97 165V163H96V162H93L94 159L92 160V158L94 157L93 154H92V155H93L92 158L89 157L90 154L93 153V151H92V152L89 151V147H90L89 144L91 143V141H88L87 139H86V141H85ZM91 139H93V138H91ZM99 139H100V137H99L98 139H95V137H94V140H96V141L93 140V141H94V144H95V143L97 144V143H98L97 140L99 141ZM106 139H107V138H106ZM114 139H115V138H114ZM136 139H137V137H136ZM163 139H164V138H163ZM214 139H215V138H214ZM254 139H255V138H253V140H254ZM65 140H66V138H65ZM80 140H82V139H80ZM80 140H79V141H80ZM111 140H112V139H111ZM121 140H122V139H121ZM124 140H125V139H124ZM127 140H128V139H127ZM127 140H126V142H128ZM132 140H133V139H132ZM140 140H141V138H140ZM142 140H143V139H142ZM145 140H146V139H145ZM159 140H160V139H159ZM182 140H183V139H182ZM190 140H191V139H190ZM249 140H251V139H249ZM253 140H252V143H253ZM68 141H69L68 143H70V144L73 143V142H70V139H69ZM72 141H73V140H72ZM74 141H76V140H74ZM103 141H105V140H103ZM118 141H119V140H118ZM118 141H116V142L118 143ZM122 141H123V140H122ZM129 141L131 142V140H129ZM138 141H139V139H138ZM151 141H152V140H151ZM188 141H189V140H188ZM207 141H208V140H207ZM220 141H221V140H220ZM259 141H260V140H259ZM59 142H60V141H59ZM66 142H67V141H66ZM106 142H107V144H108V141H107V140H106ZM110 142H112V141L109 140V143H110ZM113 142H115V140H114ZM119 142H120V141H119ZM124 142H125V141H124ZM124 142L121 143V145H120L119 143H118V144L116 143V144H117V146H116L117 149H118V147H119L118 145H120V147H123V149H124V146H122L123 144L126 143V142H125V143H124ZM147 142H148V141H147ZM149 142H150V140H149ZM162 142H163V141H162ZM167 142H168V141H167ZM179 142H181V137L179 138ZM196 142H197V141H196ZM64 143H65V142H64ZM103 143H104V142H103ZM103 143H100V144H103ZM137 143H138V142L136 141V144H135V145H137ZM197 143H199V142H197ZM50 144H51V143H50ZM52 144H54V143H52ZM96 144L94 145V148L97 146ZM112 144H113V143H112ZM112 144L110 143V144L108 145V147H109L110 145H112ZM116 144H114V145H116ZM128 144H129V146H130V143H128ZM131 144H132V142H131ZM142 144H143V143H142ZM142 144H140V145L142 146ZM150 144H152V143L150 142ZM195 144H196V143H195ZM195 144H194V145H195ZM199 144H200V143H199ZM207 144H208V143H207ZM44 145H45V144H44ZM54 145H55V144H54ZM64 145H65V144H64ZM64 145H63V146H64ZM73 145H74V143H73ZM105 145H106V144H105ZM105 145L103 144L102 146L105 147ZM114 145H113L111 148H110V147H109V148L112 149V148L114 147ZM135 145L133 144V147H135ZM143 145H144V144H143ZM180 145H181V144H180ZM182 145H183V144H182ZM192 145H193V144H192ZM197 145H198V144H197ZM200 145H201V144H200ZM200 145H199V146H200ZM254 145H255V143H254ZM258 145H259V144H258ZM51 146H52V145H51ZM102 146L100 145L101 149L103 150L104 147H102ZM148 146H149V145H148ZM157 146H159V145H157ZM199 146H198V147H199ZM256 146H257V145H255V147H256ZM46 147H47V146H46ZM65 147H64V148H65ZM92 147H93V146H92ZM92 147H91V148H92ZM100 147H99V148H100ZM120 147H119V149H120ZM139 147H140V146H139ZM196 147H197V146H196ZM255 147H254V148H255ZM49 148H50V147H49ZM59 148L62 149L61 147H59ZM59 148H58V149H59ZM91 148H90V149H91ZM99 148H98V146H97L96 149H97V151L100 152L101 149L98 150ZM109 148L107 149V151H111ZM185 148H186V147H185ZM42 149H43V148H42ZM50 149H51V148H50ZM114 149H116V148L114 147ZM117 149H116V150H117ZM121 149H122V148H121ZM125 149H126V148H125ZM130 149H131V148H130ZM137 149H139V148H136V150H137ZM160 149H161V148H160ZM256 149H257V148H256ZM52 150H53V149H52ZM55 150H56V149H55ZM55 150H54V151H55ZM62 150H63V149H62ZM92 150H93V149H92ZM94 150H95V149H94ZM102 150H101V151H102ZM112 150H113V149H112ZM126 150H127V149H126ZM126 150H125V152H126ZM128 150H129V148H128ZM156 150H157V149H156ZM176 150H177V148H176ZM181 150H182V149H181ZM184 150H185V149H184ZM57 151H58V150H57ZM59 151H60V150H59ZM97 151H95V152H96L97 154H99L100 156H102V155H104L103 152L105 151V149L102 151V153H103L102 155H101V153H99V152H97ZM107 151H105L106 154H108L107 157H109V154H111L110 156L113 157V155H115V152L117 153V151H114V154H113L112 151H111L112 153H110V152L107 153ZM122 151H123V150H122ZM133 151H134V149H133ZM143 151H144V150H143ZM187 151H188V150H187ZM255 151H256V150H255ZM44 152H45V151H44ZM49 152H51V151H49ZM49 152H48V153H49ZM95 152H94V154H96ZM137 152H138V151H137ZM140 152H141V151H140ZM140 152H139V153H140ZM150 152H151V151H150ZM152 152H153V151H152ZM174 152H177V151H174ZM174 152H173V155H175ZM213 152H214V151H213ZM256 152H257V151H256ZM42 153H43V152H42ZM52 153H53V151H52ZM155 153H157V152H155ZM155 153H154V154H155ZM177 153H179V152H177ZM187 153H188V152H187ZM43 154H44V153H43ZM53 154H54V153H53ZM53 154H52V155H53ZM58 154H59V152H58ZM112 154H113V155H112ZM127 154H128V153H127ZM127 154H125V157H126ZM129 154H130V153H129ZM144 154H145V153H144ZM157 154H158V153H157ZM184 154H186V153H184ZM45 155H46V153H45ZM117 155H118V154H117ZM123 155H124V154H123ZM123 155H122V156H123ZM151 155H153V154H151ZM96 156H97V155H96ZM96 156H95V157H96ZM100 156L97 158L98 161H99V159H103L102 157H104V156H102V157H100ZM118 156L120 157V155H118ZM134 156H135V155H134ZM136 156H137V155H136ZM141 156H142V155H140V157H141ZM149 156H150V155H149ZM156 156H158V155H156ZM169 156H170V157H169ZM186 156H187V155H186ZM189 156H190V155H189ZM255 156H257L256 158L258 159L257 161H258V164H259V166H260V168H261V163L264 162V161H261V160H263V158L261 159V156H260L259 154H255ZM47 157H48V156H47ZM57 157H58V156H56V157L54 156L53 158H56V159H57ZM87 157H89L90 160H92V161L90 162V165H89V166L87 165L88 163H87V164L85 163V160H86ZM95 157H94V158H95ZM105 157H106V155H105ZM107 157H106V158H107ZM111 157H109V158L107 159V161H109ZM115 157H116L115 159H117V156H115ZM125 157H124V158H125ZM127 157H128V156H127ZM132 157H133V156H132ZM142 157H143V156H142ZM144 157H146V156H144ZM168 157H169V158H168ZM176 157H177V156H176ZM191 157H192V155H191ZM191 157H190V158H191ZM193 157H194V156H193ZM262 157H263V156H262ZM51 158H52V157H51ZM89 158H88V160H86V161L89 162ZM106 158H105V159H106ZM113 158H114V157H113ZM113 158H112V159H113ZM138 158H139V157H138ZM146 158H147V157H146ZM158 158H159V157H158ZM167 158H168V159H167ZM173 158H174V156H173ZM194 158H196V157H194ZM61 159H60V160H61ZM95 159H96V158H95ZM112 159H111L110 162H108L109 165L107 164L106 160H105V161H104V159H103V160H100V161L102 162V164H103L104 162H106L105 164H106L107 168H104V169H109L108 167L110 166L111 162H114L113 168H114V167L116 168V166H117L119 163L121 164V162H122L121 160H122L123 158H120L121 160L119 159V163H118V164L116 163L117 160H116V161H113L114 159H113V160H112ZM129 159H131V157H130ZM166 159H167V162H166ZM192 159H193V158H192ZM60 160H59V161H60ZM142 160H143V158H142ZM142 160H141V161H142ZM146 160H147V159H146ZM198 160H199V159H198ZM221 160L223 161V159H221ZM48 161H49V160H48ZM59 161H58V162H59ZM83 161H84L83 166L86 164V166H84L85 168H81V169H78V168H77V169H78V170H77V169H76L77 165H78V164H82L81 162H83ZM98 161H97V162H98ZM100 161L98 162V164L101 163ZM103 161H104V162H103ZM120 161H121V162H120ZM124 161H125V160H124ZM128 161H129V160H128ZM131 161H132V159H131ZM164 161H163V162H164ZM169 161H170V160H169ZM12 162H13V161H12ZM50 162H51V161H50ZM50 162H49V163H50ZM56 162H57V161H56ZM56 162H55V164L58 163V162H57V163H56ZM60 162H61V161H60ZM60 162H59V163H60ZM92 162H93V164H91ZM117 162H118V161H117ZM149 162H150V161H149ZM199 162H200V161H199ZM14 163H15V162H14ZM49 163H48V164H49ZM115 163H116L117 165H116ZM127 163H128V162H127ZM138 163H139V162H138ZM142 163H143V162H142ZM159 163H160V162H159ZM179 163H180V162H179ZM225 163H226V161H225ZM52 164H53V163H52ZM95 164H94V165H95ZM145 164H146V163H145ZM161 164H163V163H161ZM194 164H195V163H194ZM199 164H200V163H199ZM218 164H219V163H218ZM263 164H264V163H263ZM46 165H47V164H46ZM111 165H112V164H111ZM149 165H150V164H149ZM149 165H146V166L150 167V168H149L150 170L148 169V170H149V173H148V174H149L150 176H147V178H148V177H152V176H153V177H154V176H157V175H156L157 170L155 171V172H156V173H155L154 170H153L154 168H152V167L149 166ZM159 165H160V164H159ZM159 165H158V166H159ZM178 165H179V164H178ZM203 165H204V164H203ZM208 165H209V164H208ZM214 165H215V163H214ZM219 165H220V164H219ZM224 165H225V164H224ZM43 166H44V165H43ZM47 166H48V165H47ZM50 166H51V164H50ZM79 166H80V165H79ZM81 166H82V165H81ZM87 166H88V167H87ZM97 166H98V165H97ZM131 166H132V165H131ZM133 166H134V165H133ZM133 166H132V167H133ZM137 166H138V165H137ZM142 166H143V165H142ZM217 166H218V165H217ZM16 167H17V166H16ZM21 167H22V166H21ZM51 167H52V166H51ZM99 167H101V164H100V166H98V168H99ZM102 167H103V166H102ZM138 167H139V166H138ZM154 167H156V166L154 165ZM160 167H161V166H160ZM171 167H172V166H171ZM13 168H14V167H13ZM42 168H43V167H42ZM47 168H49V167H47ZM93 168H96V166H94ZM113 168H112V169H113ZM119 168H120V167H119ZM125 168H126V166H125ZM128 168H129V166H128ZM128 168H127V169H128ZM146 168H147V167H146ZM151 168H152V169H151ZM158 168H159V167H158ZM163 168H164V167H163ZM205 168H206V167H205ZM10 169H11V168H10ZM52 169H53V167H52ZM54 169H53V170H54ZM104 169H102V170H104ZM123 169H124V166H123ZM155 169H156V168H155ZM159 169H160V168H159ZM12 170H13V169H12ZM75 170H76V175H74V174L72 173V172H75ZM96 170H97V169H96ZM115 170H116V169H115ZM117 170H118V169H117ZM124 170H125V169H124ZM133 170H134V168H133ZM140 170H141V169H140ZM160 170H162V169H160ZM200 170H201V169H200ZM205 170H206V169H205ZM213 170H214V169H213ZM216 170H217V169H216ZM223 170H224V169H223ZM17 171H18V170H17ZM97 171H98V170H97ZM105 171H107V170H104V172H105ZM134 171H135V170H134ZM137 171H139V170H137ZM143 171H144V168H143ZM146 171H147V169H146ZM158 171H159V170H158ZM165 171H166V170H165ZM211 171H212V170H211ZM219 171H220V170H219ZM46 172H47V171H46ZM99 172H100V171H99ZM104 172H103V173H104ZM116 172H117V171H116ZM116 172L114 171V173H116ZM135 172H136V171H135ZM140 172H141V171H140ZM144 172H145V171H144ZM159 172H160V171H159ZM212 172H213V171H212ZM217 172H218V171H217ZM25 173H26V172H25ZM38 173H39V172H38ZM119 173H120V172H119ZM121 173H124V171H123V172L121 171ZM131 173H132V172H131ZM146 173H147V172H146ZM146 173H145V174H146ZM198 173H199V172H198ZM213 173H214V172H213ZM43 174H45V173H43ZM48 174H49V173H48ZM50 174H51V173H50ZM68 174H71V177H73V178H74V176H76V177L74 178V180H72L73 183H71V184H72L71 187L76 188V189H77L76 191H75V189H73V188H72V190H70L71 187H69V185H71V184L68 183L69 181L67 182V179H68L67 176H68ZM109 174H110V176H111V173H109ZM117 174H118V173H117ZM124 174L126 175V173H124ZM135 174H136V173H135ZM143 174H144V173H143ZM145 174H144V175H145ZM148 174H146V175H148ZM151 174H152V175H151ZM196 174H197V173H196ZM203 174H204V173H203ZM72 175H73V176H72ZM112 175H113V174H112ZM211 175H212V174H211ZM100 176H101V175H100ZM102 176H103V175H102ZM104 176H105V175H104ZM119 176H120V175H119ZM160 176H161V174H160ZM160 176H159V177H160ZM213 176H214V175H213ZM218 176H219V175H218ZM220 176H221V175H220ZM45 177H46V175H45ZM68 177H69V179L71 178L70 176H68ZM108 177H109V176H108ZM111 177H112V176H111ZM114 177H115V176H114ZM117 177H118V176H117ZM121 177H122V176H121ZM128 177H129V176H128ZM133 177H134V176H133ZM153 177H152V178H153ZM15 178H16V177H15ZM73 178H71V179H73ZM147 178H146V180H147ZM154 178H155V177H154ZM154 178H153V179H154ZM160 178H161V177H160ZM12 179H13V178H12ZM121 179H122V178H121ZM129 179H130V178H129ZM149 179H151V178H149ZM39 180H40V179H39ZM96 180H97V179H96ZM96 180H95V182H96ZM108 180H109V179H108ZM122 180H124V179H122ZM142 180H143V179H142ZM146 180H143V182L146 181ZM156 180H158V178H156ZM169 180H170V179H169ZM72 181H70V182H72ZM81 181H85V182L80 183ZM98 181H99V180H98ZM102 181H104V180H102ZM138 181H139V180H138ZM151 181H152V180H151ZM151 181H149V182H151ZM212 181H213V180H212ZM39 182H40V181H39ZM93 182H94V181H93ZM99 182H100V181H99ZM107 182H108V181H107ZM149 182H148V183H149ZM160 182H161V181H160ZM210 182H211V181H210ZM40 183H41V182H40ZM115 183H116V182H115ZM158 183H159V182H158ZM67 184H68V187H69V188L67 187ZM105 184H106V183H105ZM149 184H150V183H149ZM149 184H147V186H148ZM170 184H171V183H170ZM91 185H92V184H91ZM93 185H94V184H93ZM95 185H96V184H95ZM97 185H98V184H97ZM102 185H103V184H102ZM106 185H107V184H106ZM113 185H114V184H113ZM131 185H132V184H131ZM168 185H169V184H168ZM203 185H204V184H203ZM43 186H44V185H43ZM85 186H86V185H85ZM99 186H100V185H99ZM160 186H161V185H160ZM163 186H164V185H163ZM205 186H206V185H205ZM83 187H84V186H83ZM83 187H82V188H83ZM86 187H87V186H86ZM88 187H89V186H88ZM94 187H95V186H94ZM100 187H101V186H100ZM102 187H103V186H102ZM108 187H109V185H108ZM121 187H122V186H121ZM137 187H138V186H137ZM141 187H144V185L141 186ZM141 187H140V188H141ZM202 187H203V186H202ZM221 187H222V186H221ZM95 188H97V186H96ZM98 188H99V187H98ZM110 188H111V187H110ZM138 188H139V187H138ZM145 188H146V187H145ZM158 188H159V187H158ZM84 189H85V187H84ZM86 189H87V188H86ZM93 189H94V188H93ZM101 189H102V188H101ZM101 189H100V190H101ZM113 189H114V188H113ZM115 189H116V188H115ZM120 189H121V188H120ZM95 190H96V189H95ZM110 190H111V189H110ZM118 190H119V189H118ZM135 190H136V189H135ZM142 190H144V189H142ZM211 190H212V189H211ZM37 191H38V190H37ZM42 191H43V190H42ZM86 191H87V190H86ZM97 191H98V190H97ZM139 191H140V189H139ZM226 191H227V190H226ZM43 192H44V191H43ZM82 192H83V191H82ZM88 192H90V191L88 190ZM100 192H101V191H100ZM100 192H99V194H100ZM111 192H112V191H111ZM143 192H145V191H143ZM147 192H148V191H147ZM204 192H205V191H204ZM77 193H80V192H77ZM83 193H84V192H83ZM93 193H94V192H93ZM96 193H98V192H96ZM117 193H118V192H117ZM140 193H141V192H140ZM86 194H87V193H86ZM138 194H139V193H138ZM227 194H228V193H227ZM36 195H37V194H36ZM80 195H81V194H79V196H80ZM95 195H97V194H95ZM139 195H140V194H139ZM143 195H144V193H143ZM146 195H147V194H146ZM37 196H40V195L38 194ZM76 196H77V195H76ZM91 196H92V195H91ZM97 196H98V195H97ZM101 196H103V195H101ZM112 196H113V195H112ZM72 197H73V196H72ZM74 197H75V196H74ZM86 197H87V196H86ZM92 197H93V196H92ZM95 197H96V196H95ZM136 197H137V196H136ZM140 197H141V195H140ZM140 197H139V198H140ZM223 197H224V196H223ZM229 197H230V196H229ZM35 198H36V197H35ZM82 198H84V197H82ZM87 198H88V197H87ZM97 198H98V197H97ZM112 198H113V197H112ZM141 198H142V197H141ZM215 198H216V197H215ZM224 198H225V197H224ZM226 198H227V197H226ZM230 198H231V197H230ZM71 199H74V200H75V198H71ZM88 199H89V198H88ZM92 199H93V198H92ZM100 199H102V198H100ZM37 200H38V199H37ZM76 200H77V199H76ZM84 200H85V199H84ZM94 200H95V198H94ZM102 200H103V199H102ZM106 200H109V199H106ZM231 200H232V199H231ZM40 201H41V200H40ZM57 201H55V202H57ZM72 201H73V200H71V203H72ZM92 201H93V200H92ZM92 201H90V202H92ZM117 201H118V200H117ZM37 202H38V201H37ZM44 202H45V201H44ZM55 202H54V203H55ZM65 202H66V201L63 202V205H64V206L66 205V204H64ZM75 202H76V201H75ZM79 202H80V201H79ZM86 202H87V201H86ZM106 202H107V201H106ZM110 202H111V201H110ZM114 202H115V201H114ZM139 202H141V200H140ZM144 202H145V201H144ZM219 202H220V201H219ZM224 202H225V201H224ZM38 203H40V202H38ZM52 203H53V202H52ZM60 203H59V204H60ZM68 203H69V202H68ZM81 203H82V202H81ZM87 203H88V202H87ZM100 203H101V202H100ZM115 203H116V202H115ZM146 203H147V202H146ZM222 203H223V202H222ZM59 204H58V206H59ZM83 204H84V201H83ZM108 204H109V203H108ZM138 204H139V203H138ZM141 204H142V203H141ZM48 205H49V204H48ZM50 205H51V204H50ZM50 205H49V206H50ZM52 205H53V204H52ZM63 205H61V206H63ZM77 205H78V204H77ZM86 205H88V204H86ZM97 205H99V204H97ZM109 205H110V204H109ZM114 205H117V204H114ZM133 205H134V204H133ZM143 205H144V204H143ZM88 206H89V205H88ZM95 206H96V205H95ZM100 206H101V205H100ZM102 206H104V204H103ZM53 207H54V206H53ZM72 207H73V205H72ZM76 207H77V206H76ZM80 207H81V206H80ZM84 207H85V206H84ZM112 207H113V206H112ZM123 207H124V206H123ZM141 207H142V205H141ZM228 207H229V206H228ZM235 207H236V206H235ZM56 208H58V207H56ZM60 208H61V207H60ZM64 208H65V207H64ZM64 208H63V209H64ZM73 208H74V207H73ZM73 208H72V209H73ZM78 208H79V206H78ZM99 208H100V207H99ZM105 208H106V205H105ZM107 208H108V207H107ZM109 208H110V207H109ZM113 208H114V207H113ZM137 208H138V207H137ZM139 208H140V207H139ZM224 208H225V207H224ZM233 208H234V207H232L231 210H232ZM52 209H54V208H52ZM67 209H68V208H67ZM67 209H66V210H67ZM69 209H70V208H69ZM85 209H87V207H86ZM85 209H84V210H85ZM103 209H104V208H103ZM103 209H102V210H103ZM117 209H118V207H117ZM149 209H151V208H148V211H149ZM70 210H71V209H70ZM77 210H78V209H77ZM79 210H80V209H79ZM90 210H91V209H90ZM92 210H93V208H92ZM111 210H112V209H111ZM122 210H123V209H122ZM138 210H139V209H138ZM142 210H143V209H142ZM144 210H145V208H144ZM237 210H238V209H237ZM59 211H60V210H59ZM62 211H64V210H62ZM62 211H60V213H61ZM75 211H76V209H75ZM82 211H83V210H82ZM82 211H81V212H82ZM87 211H88V210H87ZM96 211H97V210H96ZM96 211H95V212H96ZM103 211H104V210H103ZM151 211H152V210H151ZM51 212H52V211H51ZM53 212H55V210H54ZM69 212H70V211H69ZM69 212H67V213H69ZM91 212H92V211H91ZM91 212H89V213L91 214ZM101 212H102V211H101ZM114 212H115V211H114ZM119 212H120V211H119ZM119 212H118V213H119ZM123 212H124V211H123ZM141 212H142V211H141ZM62 213H63V212H62ZM78 213H80V212H78ZM82 213H83V212H82ZM82 213H81V214H82ZM84 213H86V212H84ZM87 213H88V212H87ZM96 213H97V212H96ZM115 213H117V212H115ZM121 213H122V212H121ZM137 213H138V212H137ZM143 213H144V212H143ZM229 213H230V212H229ZM52 214H54V213H52ZM69 214H70V213H69ZM81 214H80V215H81ZM90 214H87V215H89L88 217L86 216L87 218H89V220H90V219L93 220V218H95V215L98 216L97 214H95V215L93 214L94 217H93V218H90V216L92 215V214H91V215H90ZM108 214H109V213H108ZM110 214H112V213H110ZM147 214H148V213H147ZM150 214H151V213H150ZM56 215H57V214H56ZM70 215H71V214H70ZM93 215H92V216H93ZM103 215H104V214H103ZM114 215H115V214H114ZM117 215H118V214H117ZM124 215H125V214H124ZM58 216H59V215H58ZM58 216H56V217L58 218ZM68 216H69V215H68ZM72 216H74V215H72ZM75 216H76V214H75ZM82 216H83V214H82ZM92 216H91V217H92ZM100 216H101V215H100ZM100 216H99V217H100ZM107 216H108V215H107ZM107 216H106V217H107ZM136 216H137V215H136ZM136 216L134 215V217H136ZM61 217H62V216H61ZM61 217H59V218H61ZM66 217H67V216H66ZM86 217H85V219H86ZM115 217H117V216H115ZM121 217H122V216H121ZM80 218H81V216H80ZM96 218H98V217H96ZM103 218H104V217H103ZM110 218H111V217H110ZM112 218H113V217H112ZM123 218H124V217H123ZM126 218H127V216H126ZM126 218H125V219H126ZM139 218H140V217H139ZM52 219H53V218H52ZM65 219H67V218H65ZM77 219H78V217H77ZM81 219H82V218H81ZM98 219H99V218H98ZM116 219H117V218H116ZM54 220H55V219H54ZM74 220H75V217H74ZM79 220H80V219H79ZM79 220H77V222H78ZM86 220H87V219H86ZM86 220H85V221H86ZM89 220H88V221H89ZM94 220L96 221V219H94ZM94 220L92 221L93 223L95 222ZM121 220H122V219H121ZM121 220H118V223H119V221H121ZM135 220H136V219H135ZM140 220H142V219H140ZM52 221H53V220H52ZM57 221H58V220H57ZM60 221H61V220H60ZM63 221H64V220H63ZM67 221H68V220H67ZM67 221H66V223H67ZM103 221H104V220H103ZM103 221H102V222H103ZM58 222H59V221H58ZM68 222H69V221H68ZM72 222H73V221H72ZM77 222H76V223H77ZM79 222H80V221H79ZM89 222H90V221H89ZM89 222L86 221V223L84 222L83 224L87 225ZM127 222H128V221H127ZM129 222H130V221H129ZM60 223L62 224V222H60ZM63 223H64V222H63ZM66 223H65V224H66ZM69 223H71V222H69ZM81 223H82V222H81ZM93 223H91V224H93ZM96 223H97V222H95V225H96ZM124 223H125V221H124ZM141 223H142V222H141ZM61 224H59V225H61ZM67 224H68V223H67ZM83 224H82V225H83ZM98 224H99V223H97V225H98ZM55 225H56V224H55ZM55 225H54V228H55ZM70 225H71V224H70ZM76 225H77V224H76ZM76 225H75V226H76ZM80 225H81V224H80ZM80 225H79V228L81 227ZM89 225H90V223H89ZM89 225H88V226H89ZM97 225H96V226H97ZM102 225H103V224H102ZM106 225H107V224H106ZM108 225H110V224H108ZM117 225H119V224H117ZM117 225H116V226H117ZM121 225H122V224H121ZM141 225H142V224H141ZM216 225H217V224H216ZM51 226L53 227V225H51ZM56 226H57V225H56ZM64 226H65V225H64ZM67 226H68V225H67ZM93 226H94V225H93ZM104 226H105V225H104ZM104 226H103V227H104ZM113 226H115V224H114ZM143 226H144V225H143ZM217 226H218V225H217ZM217 226H215V227H217ZM73 227H74V226H73ZM84 227H85V226H84ZM89 227H90V226H89ZM89 227H88V228H89ZM94 227H95V226H94ZM98 227H99V226H98ZM100 227H101V226H100ZM105 227H106V226H105ZM108 227H109V226H108ZM120 227H121V226H120ZM57 228H58V227H57ZM57 228H55V229L58 230ZM77 228H78V227H77ZM130 228H131V227H130ZM143 228H144V227H143ZM62 229H63V228H62ZM71 229H72V228H71ZM86 229H87V228H86ZM96 229H97V227H96ZM96 229H95V230H96ZM98 229H99V228H98ZM114 229H115V228H113L112 230H114ZM126 229H127V228H126ZM171 229H172V228H171ZM50 230H51V228H50ZM67 230H69V229H67ZM89 230H90V229H89ZM115 230H116V229H115ZM119 230H121V229H119ZM122 230H123V229H122ZM134 230H135V228H134ZM62 231H63V230H62ZM70 231H71V230H70ZM70 231H69V233H70ZM76 231H77V230H76ZM87 231H88V229H87ZM159 231H160V230H159ZM47 232H48V231H47ZM50 232H51V231H50ZM59 232H60V230H59ZM65 232H66V231H65ZM77 232H78V231H77ZM77 232H75V233H77ZM82 232H83V231H82ZM85 232H86V231H85ZM113 232H114V231H113ZM144 232H146V231H144ZM220 232H221V231H220ZM51 233H53V231H52ZM51 233H50V234H51ZM61 233H62V232H61ZM66 233H68V232H66ZM89 233H90V232H89ZM103 233H104V232H103ZM126 233H127V232H126ZM128 233H129V232H128ZM128 233H127V234H128ZM165 233H166V232H165ZM168 233H169V232H168ZM58 234H59V233H58ZM73 234H74V232H73ZM73 234H72V235H73ZM81 234L83 235V233H81ZM99 234H100V233H99ZM148 234H149V233H148ZM163 234H164V233H163ZM51 235H52V234H51ZM53 235H54V234H53ZM53 235H52V236H53ZM76 235H77V234H76ZM76 235H74V237H75ZM79 235H80V234H79ZM87 235H88V234H87ZM97 235H98V234H97ZM118 235H119V234H118ZM121 235H122V234H121ZM129 235H131V233H130ZM132 235H133V234H132ZM46 236H47V234H46ZM48 236H50V235L48 234ZM57 236H58V235H57ZM63 236H64V235H63ZM63 236H60V237H63ZM107 236H108V235H107ZM111 236H113V235H111ZM125 236H126V235H125ZM237 236H238V235H237ZM55 237H56V236H54V238H55ZM67 237H68V236H67ZM72 237H73V236H72ZM78 237H79V236H78ZM80 237H81V236H80ZM103 237H104V236H103ZM234 237H235V236H233V239H234ZM86 238H87V237H86ZM98 238H99V237H98ZM113 238H114V236H113ZM130 238H131V237H130ZM162 238H163V237H162ZM218 238H219V237H218ZM224 238H225V237H223V239H224ZM70 239L72 240V238H70ZM84 239H85V238H84ZM102 239H103V238H102ZM145 239H146V238H145ZM152 239H153V238H152ZM62 240H63V239H62ZM62 240H61V242L63 243L64 241H62ZM71 240H69V242H71ZM80 240H81V239H80ZM80 240H79V241H80ZM99 240H100V239H99ZM106 240H107V239H106ZM153 240H154V239H153ZM234 240H235V239H234ZM234 240H233V241H234ZM59 241H60V240H59ZM72 241H73V240H72ZM82 241H83V240H82ZM82 241H81V242H82ZM129 241H130V240H128V242H129ZM47 242H48V241H47ZM61 242H60V243H61ZM67 242H68V240H67ZM75 242H76V240H75ZM83 242H85V241H83ZM86 242H88V241H86ZM108 242H109V241H108ZM115 242H116V241H115ZM125 242H126V241H125ZM154 242H155V241H154ZM234 242H236V241H234ZM234 242H233V243H234ZM49 243H51V242L49 241ZM78 243H80V242H78ZM88 243H89V242H88ZM110 243H111V242H110ZM223 243H224V241H223ZM233 243H232V244H233ZM260 243H261L260 246H261L262 248H264V237H261V239H260ZM91 244H92V243H91ZM111 244H112V243H111ZM114 244H115V243H114ZM123 244H124V243H123ZM213 244H214V243H213ZM213 244H212V245H213ZM235 244H237V242L234 243L233 245L235 246ZM55 245H56V244H55ZM55 245H54V246H55ZM60 245H61V244H60ZM60 245H59V246H60ZM66 245H67V244H66ZM66 245H65V246H66ZM70 245H72V244H70ZM100 245H101V244H100ZM112 245H113V244H112ZM118 245H119V244H118ZM61 246H62V245H61ZM82 246H83V245H82ZM85 246H86V245H85ZM90 246H91V245H90ZM66 247L69 248L68 246H66ZM71 247H72V246H71ZM87 247H88V246H87ZM101 247H102V246H101ZM101 247H100V249H101ZM187 247H188V246H187ZM192 247H194V246H192ZM219 247H220V246H219ZM51 248H52V247H51ZM59 248H60V247H59ZM85 248H86V247H85ZM89 248H90V247H89ZM102 248H103V247H102ZM159 248H160V247H159ZM194 248H195V247H194ZM194 248H193V249H194ZM233 248H234V247H233ZM82 249H83V247H82ZM87 249H88V248H87ZM93 249H94V248H93ZM154 249H155V247H154ZM189 249H192V248H189ZM50 250H51V249H50ZM62 250H63V249H62ZM64 250H65V249H64ZM67 250H68V249H67ZM80 250H81V249H80ZM83 250H84V249H83ZM83 250H81V252H82ZM96 250H97V249H96ZM103 250L105 251V249H103ZM114 250H115V249H114ZM53 251H54V250H53ZM70 251H72V250H70ZM73 251H74V250H73ZM192 251H193V250H192ZM55 252H56V251H55ZM84 252H85V251H84ZM84 252H83V253H84ZM92 252H93V251H92ZM92 252H91V253H92ZM234 252H235V256H237V254L240 252V251H239V247H238L237 245H236V247H235V251H234ZM83 253H82V254H83ZM86 253H87V251H86ZM99 253H100V252H99ZM99 253H98V254H99ZM104 253H105V252H104ZM107 253H108V252H107ZM116 253H117V251H116ZM50 254H52V253H50ZM58 254H59V253H58ZM109 254H110V253H109ZM117 254H118V253H117ZM159 254H160V253H159ZM221 254H222V253H221ZM86 255H87V254H86ZM163 255H164V254H163ZM41 256H42V255H41ZM53 256H54V255H53ZM64 256H65V255H64ZM89 256H90V254H89ZM104 256H106V255H104ZM115 256H116V254H115ZM164 256H165V255H164ZM47 257H49V256H47ZM90 257H93V256H90ZM109 257H111V256H109ZM159 257H160V256H159ZM165 257H166V256H165ZM226 257H227V256H226ZM40 258H41V257H40ZM50 258H51V257H50ZM101 258H102V257H101ZM117 259H119V258H117ZM67 260H68V259H67ZM115 260H116V259H115ZM236 260H237V263H238V264H241V256H240V255H239V259L236 258ZM48 261H49V260H48ZM101 261H102V260H101ZM110 261H111V260H110ZM63 262H64V261H63ZM63 262H62V263H63ZM65 262H66V260H65ZM94 262H95V261H94ZM96 262H97V261H96ZM96 262H95V263H96ZM260 262H261V264H264V256L261 258ZM88 263H89V262H88ZM58 264H59V263H58ZM66 264H67V262H66ZM96 264H97V263H96Z\"/></svg>",
  "mask_w": 264,
  "mask_h": 264
}]
</instances>
